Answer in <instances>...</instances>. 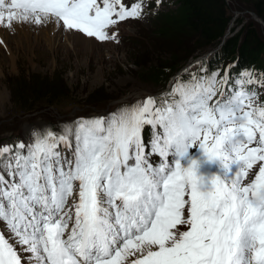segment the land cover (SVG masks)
Segmentation results:
<instances>
[{
	"label": "snow or ice",
	"instance_id": "obj_1",
	"mask_svg": "<svg viewBox=\"0 0 264 264\" xmlns=\"http://www.w3.org/2000/svg\"><path fill=\"white\" fill-rule=\"evenodd\" d=\"M141 15L121 0H0L2 27L62 22L101 42ZM217 76L79 121L70 156L51 131L0 147V264H264V106L235 87L214 101Z\"/></svg>",
	"mask_w": 264,
	"mask_h": 264
},
{
	"label": "rangeland",
	"instance_id": "obj_2",
	"mask_svg": "<svg viewBox=\"0 0 264 264\" xmlns=\"http://www.w3.org/2000/svg\"><path fill=\"white\" fill-rule=\"evenodd\" d=\"M147 1L132 0L131 3H126L121 0L128 7L133 3H140L142 15L139 21H135L136 18H129L111 26L109 35H115V39L103 42L86 37L76 30H72V33H78L81 37L94 41L78 39L79 37L72 39L71 35H68L69 39H67L66 34H69V30L60 25L58 27L64 30L55 33L54 30L58 27L54 26L52 31L56 36L53 44L49 46L46 39L47 30L43 25L23 24L22 27L12 26L11 29L0 26V147L18 145L20 142L28 145L34 130L40 132L39 136L43 132L51 131L56 137L60 135L66 137L72 147H65L64 143L58 144L57 151L70 156L75 147V132L79 121L107 117L104 116L105 111L118 104L114 103L121 97L131 95L125 99L129 101L138 95L155 92L160 83L148 75V66L140 68L127 63L132 57L129 56L134 55L136 49L143 50L140 53H149L150 50L146 49L157 48L159 45L158 42L151 44L153 41L149 40V36H153L151 31L157 28L158 21L156 22L153 16L146 18ZM175 1L169 0L162 12H174ZM246 1L225 0L230 21L224 38L239 32L242 34L247 27H251L264 41V23L254 12L246 10ZM262 4L264 7V0ZM51 24L55 23L48 25ZM25 32L28 34L26 35ZM191 48V46H180L178 52L184 55L185 50L191 51ZM208 49L211 48L196 50L191 55H200L209 51ZM167 55L164 54L162 59ZM32 74L46 77L48 80L53 75L58 76L62 83L58 86L63 89L61 93L64 96L48 102L45 100L53 96L36 101H25L27 109L20 110L10 96V89L16 86L15 80ZM168 74L169 72L163 71V76ZM254 80L264 83V79L258 74L254 76ZM234 82L240 83L238 78L234 79ZM93 96L102 98V101L90 102L95 99L90 98ZM106 97L111 99L106 101L108 99ZM122 107L123 105L119 108ZM71 128L73 131L67 133ZM201 172L206 173L205 165L202 166Z\"/></svg>",
	"mask_w": 264,
	"mask_h": 264
},
{
	"label": "trees",
	"instance_id": "obj_3",
	"mask_svg": "<svg viewBox=\"0 0 264 264\" xmlns=\"http://www.w3.org/2000/svg\"><path fill=\"white\" fill-rule=\"evenodd\" d=\"M262 2L263 0H247L245 6L246 10L254 12L264 23ZM227 8L225 0H176L174 12L159 15L156 18L157 28L151 31L153 36H149V40L153 41L151 44L158 42V47L146 49L150 50L149 53H140L143 50L136 49L134 55L129 56L132 57L127 63L140 68L147 65L148 75L162 81L158 76L159 69L164 67L174 69L196 50L213 48L221 42L228 31L230 21ZM180 46L192 48L191 51L185 50L184 55H180L178 52ZM164 54L168 55L162 59ZM260 54H264V41L253 28L247 27L242 34L239 32L223 38L219 51L212 57V61L219 67L224 62L236 58L234 69L258 64L264 70V56ZM143 74L145 75V72ZM57 77L53 75L48 80L34 74L22 76L21 79L14 81L16 86L10 89V96L20 110L27 109L25 101H36L51 96L53 97L45 102L56 100L57 97L64 96L61 93L63 89L58 86L62 83ZM90 98H95L90 100L92 103L102 101V98L98 99L95 96Z\"/></svg>",
	"mask_w": 264,
	"mask_h": 264
},
{
	"label": "bare ground",
	"instance_id": "obj_4",
	"mask_svg": "<svg viewBox=\"0 0 264 264\" xmlns=\"http://www.w3.org/2000/svg\"><path fill=\"white\" fill-rule=\"evenodd\" d=\"M22 24H20V23H15L13 26L14 27H22L21 26ZM25 25H29V24H25ZM24 25V26H25ZM44 26V25H43ZM54 26L55 27H58V25L55 23V24H51V25H47V26H45L46 27V33H47V37H46V39H47V41L49 42L48 43V45L49 46H51L52 44H53V42H54V40H55V33H58L59 32V30H64L63 28H61V27H58V28H55L56 30H54L55 31V33H54V31H52L53 30V28H54ZM26 27V26H25ZM29 27V26H28ZM13 30V29H12ZM26 30V29H25ZM29 30V29H28ZM44 30V29H43ZM4 32V31H3ZM22 32V31H21ZM73 31L72 30H69V34H66V38H67V36L68 35H71L73 38L72 39H74V38H78V39H82V40H91V41H94V40H92V39H85V38H83V37H81L80 35H78V33L76 34V33H72ZM1 33V32H0ZM42 33V32H41ZM4 34V33H3ZM25 34L27 35L28 34V32H25ZM1 35V34H0ZM21 35V34H20ZM29 35H30V33H29ZM28 35V36H29ZM43 36V35H42ZM18 37V36H17ZM10 39V38H9ZM21 39V38H20ZM67 39H69V38H67ZM3 41V40H2ZM1 42V41H0ZM4 42V41H3ZM8 42V41H7ZM3 46V45H2ZM5 48V47H4ZM137 95V94H136ZM131 95H127V96H124V97H121V98H119L118 99V101H120V100H125V99H127L128 97H130Z\"/></svg>",
	"mask_w": 264,
	"mask_h": 264
},
{
	"label": "water",
	"instance_id": "obj_5",
	"mask_svg": "<svg viewBox=\"0 0 264 264\" xmlns=\"http://www.w3.org/2000/svg\"><path fill=\"white\" fill-rule=\"evenodd\" d=\"M254 15V14H253Z\"/></svg>",
	"mask_w": 264,
	"mask_h": 264
}]
</instances>
